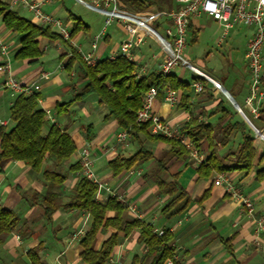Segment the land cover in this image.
<instances>
[{
  "label": "crops",
  "instance_id": "1",
  "mask_svg": "<svg viewBox=\"0 0 264 264\" xmlns=\"http://www.w3.org/2000/svg\"><path fill=\"white\" fill-rule=\"evenodd\" d=\"M0 1L22 16L43 25L23 4H13L12 0ZM75 4V0H52L42 8L46 13L64 21L71 31L75 24L81 21L82 29L72 36L69 43L76 47L83 57L84 54L90 53L94 64L100 59L120 55V43L130 37L126 28L124 27L127 36L124 38H115L104 29L102 36H96H99L101 41L95 49L93 42L96 37L90 38L87 34L88 25H85L80 15L74 11ZM204 16L209 19V16L201 15L194 18L191 24L200 30L199 21ZM217 23L220 25L219 22ZM49 27L59 34L57 27ZM0 29L10 48L11 63L10 72L0 70V120L5 122V124L0 123V126L7 128L13 126L14 122L10 116L11 107L16 97L23 93L6 84L9 76L23 86H39L35 92L40 94L39 103L46 112L47 123L44 132L56 124L70 134L77 145L76 153L61 167L66 180L57 191L64 202L70 199L81 177V169H72L71 166L79 161L80 150L88 144L93 158V170L103 184V188L96 195L97 199L104 201L116 194L117 198L127 205L123 214L125 219L138 218L151 224L155 231L170 230L173 234L171 245L176 248L183 264H264V231L257 236L256 224L243 210L240 200L228 192L224 185L215 184L221 172L227 173L241 192L252 199L257 215L264 216V180H258L256 177L257 170L264 167V159H261L264 154V138L259 137L234 105L235 109H232L224 104L220 96L222 91L218 94L214 86L212 87L208 82L205 92H197L193 87L196 76L192 77V80H183L174 69L172 73L180 80L192 83L191 90L177 91L179 101L174 104L166 99L170 87L159 91L153 102L152 111L172 126L180 128L191 117H199L215 125L214 148L218 160L223 162L228 161L226 155L229 152L237 149L242 136L233 132L226 143H223L221 140L223 130L220 127L229 120L231 122L244 120L256 137L255 147L258 152L257 160L260 163L255 169L248 173L240 170L214 171L209 177H200L197 168L201 163L190 154L184 160L172 157L167 161L165 170H160L157 160L152 159L114 175L109 162L117 156H132L140 148V141L130 136L126 145L117 142L118 133L125 129L118 125L114 116H108L110 111L108 106L102 103L96 94L72 103L67 109L58 107L69 102L87 83V79L83 78L79 71L78 63H75L72 69L66 67L71 55L70 44L42 36L39 37L42 51L39 57L18 58L16 54L22 47L21 35L4 25L3 14H0ZM252 31L251 27L250 35ZM189 33L193 32L189 31ZM146 36L144 43L133 49L132 61L137 64L139 76L151 72L159 73L165 59L161 46L160 49H153L151 45L146 46ZM2 62L3 57L0 53V65ZM245 69V74L240 77L225 78L229 88L224 81L214 79L235 97L264 135V98L259 104L260 114L256 117L246 103L250 94V72L247 61ZM209 94L217 100L210 99ZM218 101H222L223 106L230 112L229 117L222 121H220L222 113L213 112ZM187 106L190 108L188 109ZM88 133L91 135L90 138ZM141 139L144 147L159 158L171 148L164 141H152L143 135ZM201 153L207 159L210 154L207 142ZM53 160L52 157H47L39 171L32 169L26 161L0 160V208L11 209L20 216L18 227L0 238V264H33L28 251L39 245L42 246L41 259L49 264H85L80 257L82 251L80 241L91 226L92 216L86 211L87 221L82 224L84 216L79 209H59L54 213L51 221L44 215L45 208L41 196L49 187L44 170L53 165ZM175 172L180 173L179 183L192 198L201 196L207 189H210L211 194L202 204L192 200L184 211L168 218L162 214V210L170 202L171 197L160 192L156 181L159 178L168 181ZM109 215L113 216L114 212L110 211ZM108 234L109 231L99 234L97 247ZM222 237L232 238L233 254L228 252ZM146 252L147 248L140 239V230L134 229L128 236L121 238L106 264H131L135 257L142 258Z\"/></svg>",
  "mask_w": 264,
  "mask_h": 264
},
{
  "label": "trees",
  "instance_id": "2",
  "mask_svg": "<svg viewBox=\"0 0 264 264\" xmlns=\"http://www.w3.org/2000/svg\"><path fill=\"white\" fill-rule=\"evenodd\" d=\"M121 9H132L137 12L145 11L155 7L159 11L178 8L175 0H118ZM0 14H3L4 25L12 31L21 35L22 47L16 54L18 58H37L42 54L39 46V37L45 36L51 39H59L68 44V41L57 32L51 30L49 26L39 25L29 18L19 14L8 5L0 1ZM161 27V24H156ZM82 29L79 20L71 36H74ZM189 31H192V41H196L198 28L189 24ZM71 55L67 60V68L72 69L75 63L79 65V71L83 78L87 79L85 86L79 90L67 103L58 107L68 108L76 101H81L91 94L100 97V101L108 106L109 115L115 117L118 125L129 132L133 139L140 141V148L130 157L117 156L109 164L114 175H118L124 170H130L139 163L149 160H157L160 170L167 169V161L172 157L184 160L190 155V150L179 140L157 135L150 132L149 123L137 121V113L143 106V98L150 87L155 86L159 91L170 87L177 91H189L192 83L180 80L175 74L164 75L162 73L151 72L144 76H139L137 64L120 54L115 58H103L94 65L89 64L78 51L70 44ZM195 80L203 84L201 93L206 91L208 80L200 75L194 77ZM186 98L188 96H185ZM209 98L217 100L212 94ZM40 94L33 92L20 93L12 107L11 119L14 122L11 128L0 126V160L14 159L26 161L30 167L36 171L42 169L47 157H52L53 165L44 170L45 179L48 181V189L41 196L42 204L45 208V217L51 221L54 213L59 209H79L87 211L92 216L90 228L81 238L82 251L80 257L85 264H106L112 256L115 247L124 236H128L134 229L140 230V239L145 244L147 252L144 257H135L131 264H167L169 259H174L177 254L176 248L171 245L173 234L165 229L159 235L151 224L145 223L136 218L127 220L123 214L127 208L125 202L120 201L117 196H110L108 199L98 200L96 195L98 184L85 176H81L69 200L64 202L57 188L63 185L66 175L61 171V167L77 151V145L70 134L58 125L50 126L44 132L47 123L46 112L41 108ZM189 109L190 107L187 106ZM221 112L220 121L229 117L230 112L223 106L222 101H218L213 112ZM222 142L226 143L233 132L242 136V141L237 149L226 155L227 162L218 160L214 141L216 139L215 125L199 117L189 118L181 128L190 142L200 151H203L205 142L209 144L210 154L197 168L200 177H209L214 171H246L247 173L256 168L260 163L257 160L258 152L255 147V133L244 120L231 122L230 120L222 127ZM152 141H164L171 148L162 157L146 149L141 136ZM91 135L88 133V138ZM264 159V154L262 158ZM72 169H81L80 162L71 166ZM179 172L171 175V179L166 181L159 178L156 183L162 194L171 197L170 202L163 208L162 214L168 218L180 214L186 209L192 200L202 204L209 198L211 191L207 189L201 196L192 198L188 191L179 183ZM258 180H264V167L256 172ZM114 215L110 216L109 212ZM20 216L8 208H0V238L4 234L11 233L18 227ZM109 231L108 236L97 247L99 234ZM228 252L233 254L232 238H221ZM42 246H37L28 251L33 264H49L41 259L40 250ZM173 264H183L175 260Z\"/></svg>",
  "mask_w": 264,
  "mask_h": 264
},
{
  "label": "built area",
  "instance_id": "3",
  "mask_svg": "<svg viewBox=\"0 0 264 264\" xmlns=\"http://www.w3.org/2000/svg\"><path fill=\"white\" fill-rule=\"evenodd\" d=\"M52 0H12L13 4H23L30 9L35 19L47 26L58 28L59 34L64 40L71 42V28L61 19L46 13L43 5L50 3ZM82 5L91 8L107 16L106 22L111 23L115 18H121L125 21L124 27L130 34L120 43V54L129 60H134L133 49L144 43L147 32H152L159 39L161 47L165 53V59L159 73L164 75L171 74L177 66H186L195 69L190 63L184 52L188 47L189 24L191 21L201 15H207L219 22L224 28L223 37L228 30L235 27L238 23H245L253 28L252 34L248 38L245 58L250 72V94L247 97V105L252 113L258 117L260 114L259 104L264 98V0H176L178 8L151 13L146 18L139 17L129 11L118 10V0H76ZM103 5V6H101ZM111 6L113 9H111ZM152 23H155L153 25ZM161 24V27H156ZM145 28L147 31H145ZM163 30V33L160 32ZM98 37L93 42V48L98 46ZM0 53L3 62L0 70L10 72V48L0 29ZM111 58H115L112 56ZM84 59L89 64H94L90 53L84 54ZM6 84L14 90L31 94L39 86H23L15 78L9 76ZM195 91L200 92L203 84L195 80L193 82ZM158 94V88L152 86L145 93L143 106L137 113V121L140 123H149V130L153 134L163 135L174 138L183 143L189 150L190 154L197 158L200 163L205 160V155L201 153L187 136L182 132L180 127L172 126L167 120L153 113L152 105ZM166 99L171 103L179 101L178 92L175 89L167 90ZM1 124H5L0 120ZM130 134L123 130L117 135V142L126 145L129 142ZM79 162L81 164V176H85L99 186L97 193L103 188V184L93 170V158L90 145L84 146L80 150ZM216 185H224L226 190L233 196L237 197L242 205L243 210L247 213L256 224V234L260 236L264 231V216L257 215L254 202L249 196L244 195L235 185L232 178L225 172H221L215 180ZM111 193L113 191L110 190ZM112 196H116L113 194ZM159 235L163 230H156ZM177 260L182 262L177 254L174 259H169L168 264H173ZM183 263V262H182Z\"/></svg>",
  "mask_w": 264,
  "mask_h": 264
},
{
  "label": "rangeland",
  "instance_id": "4",
  "mask_svg": "<svg viewBox=\"0 0 264 264\" xmlns=\"http://www.w3.org/2000/svg\"><path fill=\"white\" fill-rule=\"evenodd\" d=\"M75 3V8L73 9L80 15L83 23L88 25L87 34L90 38H95L97 35L102 36L104 29L115 38H124L127 36L126 30L124 29L125 21L123 19L115 18L111 24H108L106 22V15L88 8L76 0ZM111 9H113L112 6ZM118 10L129 11L142 18H146L151 13L160 14L161 12L155 7H151L142 12H137L132 9L125 10L120 7ZM152 24L155 25V23ZM199 24L200 30L198 31L197 39L196 41H192V33H189V43L184 54L194 67L199 68L213 78L224 81L226 87H228V81L226 82L225 80L227 76L240 77L245 74L246 61L244 54L251 27L245 23H238L235 27L228 30L223 37L224 28L213 18L209 17L208 19V17L204 16L200 19ZM145 31H147L146 28ZM160 32L163 33V30H160ZM100 41L101 38L98 39V44ZM150 45L153 49H160L161 46L156 35L149 31L146 36V46L148 47ZM175 72L183 80H192V77L199 75L196 70L190 67H184L183 65L177 66ZM207 80L213 87V83L209 79ZM220 96L225 105L235 109L224 93L221 92ZM81 212V215L84 216L82 224H85L87 221V213L86 211Z\"/></svg>",
  "mask_w": 264,
  "mask_h": 264
},
{
  "label": "water",
  "instance_id": "5",
  "mask_svg": "<svg viewBox=\"0 0 264 264\" xmlns=\"http://www.w3.org/2000/svg\"><path fill=\"white\" fill-rule=\"evenodd\" d=\"M194 68L199 73L200 76H202V77H204L206 79H209L211 82H213L215 84H220L222 86V92L229 98V100L233 103L235 108L242 114V116L244 117L245 121L256 131V133L258 135H261V134L263 135V133L256 127V125L252 122V120L248 117V115L242 109V107L237 102L235 97L219 81H217L216 79H214L211 76L207 75L205 72H203L199 68H197V67H194Z\"/></svg>",
  "mask_w": 264,
  "mask_h": 264
},
{
  "label": "bare ground",
  "instance_id": "6",
  "mask_svg": "<svg viewBox=\"0 0 264 264\" xmlns=\"http://www.w3.org/2000/svg\"><path fill=\"white\" fill-rule=\"evenodd\" d=\"M213 86H214V89H215L216 92L222 91V86L220 84L213 83ZM259 137L260 138H264V135L261 134V135H259Z\"/></svg>",
  "mask_w": 264,
  "mask_h": 264
}]
</instances>
